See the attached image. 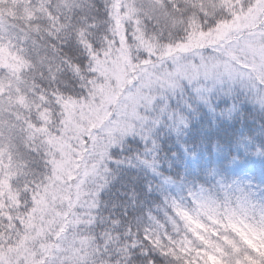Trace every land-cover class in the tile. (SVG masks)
Listing matches in <instances>:
<instances>
[{
    "label": "snow or ice",
    "instance_id": "snow-or-ice-1",
    "mask_svg": "<svg viewBox=\"0 0 264 264\" xmlns=\"http://www.w3.org/2000/svg\"><path fill=\"white\" fill-rule=\"evenodd\" d=\"M227 2L0 0V264H264V27L191 45Z\"/></svg>",
    "mask_w": 264,
    "mask_h": 264
},
{
    "label": "rangeland",
    "instance_id": "rangeland-1",
    "mask_svg": "<svg viewBox=\"0 0 264 264\" xmlns=\"http://www.w3.org/2000/svg\"><path fill=\"white\" fill-rule=\"evenodd\" d=\"M247 3L248 0H228L225 7L229 11L232 7H235L237 9V13H239L240 4ZM217 10H220L219 7L217 8ZM259 17H264V0H257L256 6L245 13L234 15L231 21L221 22L220 25H218V27L220 28H218L216 31L218 33L233 32L234 34L229 33L232 34L231 39H239L241 41L243 50L251 54L257 51L256 41L259 38L258 26L264 27V22H259L257 20ZM243 34L245 35L243 36ZM205 39L206 37L202 36L198 31H195L194 36L191 40L192 47H202L203 45L201 41H204ZM241 55H243V52L241 53Z\"/></svg>",
    "mask_w": 264,
    "mask_h": 264
},
{
    "label": "trees",
    "instance_id": "trees-1",
    "mask_svg": "<svg viewBox=\"0 0 264 264\" xmlns=\"http://www.w3.org/2000/svg\"><path fill=\"white\" fill-rule=\"evenodd\" d=\"M216 12L219 13L220 10H217L216 9ZM261 16V15H259ZM259 22L263 21L264 22V17H259L257 19ZM220 25V24H219ZM220 28V27H217V29ZM216 29V30H217ZM216 33V34H214ZM213 34H210V38L206 37V39L208 40V43L211 44V43H214V42H218V41H221V40H225L226 38H228L229 36V33H232L234 34L233 32H222V33H218L217 31H215ZM237 35V34H236ZM235 35V36H236ZM245 34H243L244 36ZM204 46V45H203ZM253 240H256L257 238L255 236L252 237Z\"/></svg>",
    "mask_w": 264,
    "mask_h": 264
}]
</instances>
